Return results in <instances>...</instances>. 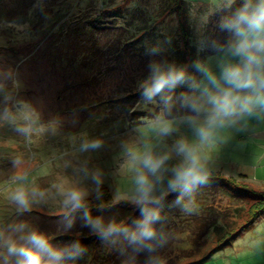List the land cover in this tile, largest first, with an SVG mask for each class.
<instances>
[{
  "label": "rangeland",
  "instance_id": "rangeland-1",
  "mask_svg": "<svg viewBox=\"0 0 264 264\" xmlns=\"http://www.w3.org/2000/svg\"><path fill=\"white\" fill-rule=\"evenodd\" d=\"M10 1L0 2V264H16L17 257L8 252L10 242L23 243L32 231L48 238L49 233L61 230L64 220L55 216L69 211L64 201L71 189L84 190L87 198L106 185L116 201L143 203L136 184L138 172L143 169L132 159V152L168 153L164 166L150 177L155 182L151 202L174 192L169 180L183 160L175 151L176 142L197 140L194 127L187 121L190 116L172 118L176 121L175 131L167 136L152 128L153 121L161 116L157 113L162 105L158 95L150 102L143 96L128 99L125 95L124 89H131L132 75L139 76L163 62L165 53L151 50L142 57L146 61L134 60L131 52L123 50L109 56L96 57L92 53L96 43L102 54L108 53L107 42L121 31L119 26L99 28L113 20L111 13L103 10L105 0H27L23 2L26 7L17 12L8 8L6 3ZM188 1L192 41L202 55L196 72H204L223 60L222 52L232 51L230 47L226 52H205L208 23L226 0ZM119 2L115 0V4ZM169 2L128 0L130 11L118 19L119 25H126V19L133 14L134 23H146L155 36H177L178 18L169 12ZM82 24L93 25L94 29L87 33ZM64 25L68 34L62 32ZM231 37L232 34L230 41ZM89 38L91 43H86ZM118 55L128 59L125 67L133 72L128 78L116 61ZM135 68L141 72L138 74ZM89 80L97 83L88 85ZM82 81L85 84H75ZM5 109L10 113L8 119L4 118ZM26 114L30 119H25ZM141 119L144 122L133 124ZM26 126L31 130L18 131ZM231 133H239L238 146L243 153H234L236 144ZM94 140L101 141L98 148L83 150L85 142ZM218 140L215 148L205 149L208 173L230 168L224 163L238 158L248 162L252 176L263 178L264 137L253 138L233 125L221 129ZM230 174L264 189V181L247 176L244 179L240 172ZM20 187L29 194L26 209L13 199ZM213 195L212 191L207 194L194 190L186 197L188 202L207 197L212 201ZM76 221L67 224L80 226L82 221ZM50 244L54 249L63 247ZM195 264H264V215L223 248Z\"/></svg>",
  "mask_w": 264,
  "mask_h": 264
},
{
  "label": "trees",
  "instance_id": "trees-1",
  "mask_svg": "<svg viewBox=\"0 0 264 264\" xmlns=\"http://www.w3.org/2000/svg\"><path fill=\"white\" fill-rule=\"evenodd\" d=\"M4 1L6 0H0V2ZM24 1L27 0H11L12 5L9 6L10 2L6 4L10 10L17 12L19 8L26 7L23 4ZM106 2L107 0L103 5V10L109 11L113 20L102 23L104 25L98 23L97 26L112 29L119 26L121 31L113 37L111 42H107L108 53L102 54L103 51L98 43L95 44L92 53L96 57L98 55L109 56L111 53L123 50L131 52L132 55H130L134 60L142 58L144 54H150L151 50L165 53L164 61L158 64L183 69L185 77L171 90L172 104L170 107L164 105L162 100L167 90L158 95L162 105L158 107L157 113L167 119L194 115L183 106V100L185 96L197 94V85L203 72H196L200 67L201 54H198V46L192 41L194 35L189 19V1L171 0L169 2V12L178 18L177 36L163 33L158 37L146 23H134L133 14L126 19V25H119L118 19L126 17L125 14L130 11L128 0H120L118 4H115V0H110L108 4ZM242 3L243 0H235L231 8L222 7L216 11L208 23L205 52L223 51L230 47L231 33L222 28L221 22ZM27 7L32 8V6ZM139 10L143 11V9ZM86 25L82 24V27L87 33H91L94 26ZM63 28L62 32L68 34L69 31L65 25ZM78 30H81V27ZM88 42L90 38L87 39L86 43ZM126 60H128L127 57L126 59L121 58L120 55L116 57V61L120 62L119 64L123 67V74L128 78L133 72L125 67L127 66ZM95 61L98 62V58ZM140 61H146V59L142 58ZM89 67L91 68V65ZM134 71L138 74L141 72L136 68ZM152 71L153 67H150L139 76L132 75L133 81L129 85L131 89H124L128 99L142 96L141 85ZM92 82L95 81L89 80L87 84L90 85ZM75 84L82 85L85 81ZM113 100L116 101L117 98ZM142 122H144L142 119L136 120L133 124ZM240 177L244 178L246 175L241 174ZM194 190H204L207 194L212 191L214 193L212 201H209L207 197L200 200L193 198L188 202L189 197L186 195L189 193L181 197L180 190L147 204L145 202L133 203L128 200L116 201L110 189L106 185H101L98 191L85 198V208L55 216L62 218L64 224L61 230L48 234L49 243L55 246L61 244L62 249L69 251L79 249L75 257H66L62 264H181L187 259L191 261L186 264H195L223 248L264 215V189L235 176L225 175L222 172L208 173L206 180ZM85 211L88 213L87 216ZM149 212L158 213V219L152 221L155 235L147 239L132 240L131 234L139 231L141 223ZM77 219L82 221L80 226L73 227L67 224V221L71 220L74 223ZM97 219L101 221V228L107 229L109 224H115L120 231L107 233L97 230L92 226V222ZM75 224L78 222L76 221ZM210 234L211 237L208 236Z\"/></svg>",
  "mask_w": 264,
  "mask_h": 264
},
{
  "label": "clouds",
  "instance_id": "clouds-1",
  "mask_svg": "<svg viewBox=\"0 0 264 264\" xmlns=\"http://www.w3.org/2000/svg\"><path fill=\"white\" fill-rule=\"evenodd\" d=\"M234 3L235 0H226L223 6L231 8ZM221 26L232 34L230 47L233 57L237 59L234 63L222 66L219 77L205 69L208 84L203 87V91L199 95L184 97L183 106L194 113L187 121L194 127L197 140L193 143L180 139L175 145L176 153L183 160L173 169L169 187L173 191L180 190L181 197L206 180L209 156L205 149L210 151L215 148L220 130L232 126L245 115L252 116L257 108L264 109V0H243L240 7L223 18ZM184 77L183 69L155 64L152 73L141 85L142 96L150 102L167 90L162 100L164 105L170 107L171 90ZM9 114V110L5 109L4 118L8 119ZM25 119H30V115L26 114ZM175 124L174 119L160 116L153 121L152 128L160 135L167 136L175 131ZM30 130L27 126L18 128L21 132ZM100 144L99 140L85 142L83 150L98 148ZM132 159L138 161L143 169L136 178L137 193L139 200L147 204L153 199L155 187L150 177L161 170L169 154L157 155L150 150L132 152ZM86 195L84 190L71 189L66 194L64 204L70 212L83 209ZM13 199L25 209L29 205V194L23 187L16 189ZM85 215H88L87 211ZM155 219H158V213L149 212L139 231L131 234L132 240L154 236L152 221ZM92 226L107 233L120 231L115 224H109L107 229L101 228L99 219L92 222ZM23 240L20 244H8L9 254L17 257L16 264H62L66 257L73 258L79 252L78 248L72 251L54 249L48 238L38 231L30 232Z\"/></svg>",
  "mask_w": 264,
  "mask_h": 264
},
{
  "label": "crops",
  "instance_id": "crops-1",
  "mask_svg": "<svg viewBox=\"0 0 264 264\" xmlns=\"http://www.w3.org/2000/svg\"><path fill=\"white\" fill-rule=\"evenodd\" d=\"M231 39H232V37H231ZM223 51L226 52L227 49L223 50ZM221 54H223L222 56H224L222 58L223 60H220V62L216 66H213L208 70L211 73H213L214 75H216L217 77L220 76L222 66H224L225 64L230 63V62L234 63L237 59L236 57H233L232 51H227L226 53L222 52ZM207 84H208V80L205 76V71H204L202 73V77L200 79V82L197 85V89H196L197 95H199L203 91V87ZM233 125H235L236 129L246 131L248 133V135L253 137V138H255L256 136L264 137V109L257 108L255 114H253L252 116L245 115L242 118L238 119L236 121V123ZM233 125H232V127H233ZM246 128L248 130H245ZM231 137H232L233 143L236 144L234 146L233 151L235 154H238V152H240V150H242V148L239 149V146H238V139L240 138L239 133H237V134L231 133ZM242 153H243V150H242ZM237 159L230 160L229 161L230 163H228V164L224 163V166H229L230 168H222V170H218V172H222V173L225 172L224 173L225 175H228V172H232V171L234 173L240 172V174L246 175L248 177V179L257 180V181H264V180H262V179H264V176H261L263 178H258L259 176L257 177L256 175L255 176L251 175V173L248 170L249 164H247L248 163L247 161L237 160Z\"/></svg>",
  "mask_w": 264,
  "mask_h": 264
}]
</instances>
